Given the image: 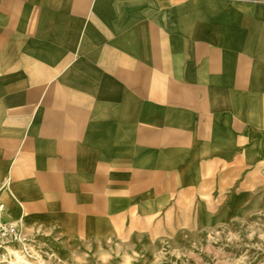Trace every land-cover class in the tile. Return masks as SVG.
<instances>
[{"label": "crops", "instance_id": "obj_1", "mask_svg": "<svg viewBox=\"0 0 264 264\" xmlns=\"http://www.w3.org/2000/svg\"><path fill=\"white\" fill-rule=\"evenodd\" d=\"M263 174L264 0H0V203L16 214L162 237V220L224 219Z\"/></svg>", "mask_w": 264, "mask_h": 264}, {"label": "rangeland", "instance_id": "obj_2", "mask_svg": "<svg viewBox=\"0 0 264 264\" xmlns=\"http://www.w3.org/2000/svg\"><path fill=\"white\" fill-rule=\"evenodd\" d=\"M252 190L248 204L198 230L193 220H162V237L127 225L102 241L33 224L3 198L0 216L12 234L0 264H264V174Z\"/></svg>", "mask_w": 264, "mask_h": 264}, {"label": "built area", "instance_id": "obj_3", "mask_svg": "<svg viewBox=\"0 0 264 264\" xmlns=\"http://www.w3.org/2000/svg\"><path fill=\"white\" fill-rule=\"evenodd\" d=\"M4 208V204L0 203V213ZM12 225H4L2 220H1V216H0V258H3V254L1 253V249L4 247V242L6 241V239H8V237L11 236L12 232H11V227Z\"/></svg>", "mask_w": 264, "mask_h": 264}]
</instances>
